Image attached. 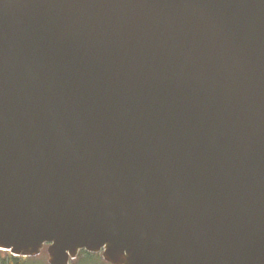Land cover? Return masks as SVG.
Listing matches in <instances>:
<instances>
[{
  "label": "water",
  "instance_id": "water-1",
  "mask_svg": "<svg viewBox=\"0 0 264 264\" xmlns=\"http://www.w3.org/2000/svg\"><path fill=\"white\" fill-rule=\"evenodd\" d=\"M264 264V0H0V250Z\"/></svg>",
  "mask_w": 264,
  "mask_h": 264
},
{
  "label": "trees",
  "instance_id": "trees-1",
  "mask_svg": "<svg viewBox=\"0 0 264 264\" xmlns=\"http://www.w3.org/2000/svg\"><path fill=\"white\" fill-rule=\"evenodd\" d=\"M44 263H46V254L45 252L37 258H16L9 253L0 251V264H42L40 262L41 258H44ZM43 263V264H44ZM72 264H107L103 261L100 255H92L86 252H82L78 259Z\"/></svg>",
  "mask_w": 264,
  "mask_h": 264
},
{
  "label": "rangeland",
  "instance_id": "rangeland-1",
  "mask_svg": "<svg viewBox=\"0 0 264 264\" xmlns=\"http://www.w3.org/2000/svg\"><path fill=\"white\" fill-rule=\"evenodd\" d=\"M46 263H44L45 257L40 259V262L43 264H48V256H46Z\"/></svg>",
  "mask_w": 264,
  "mask_h": 264
}]
</instances>
